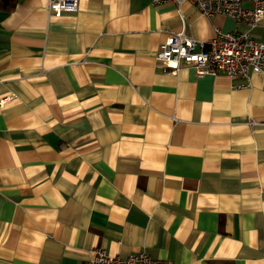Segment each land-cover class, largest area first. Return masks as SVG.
I'll return each instance as SVG.
<instances>
[{
    "label": "crops",
    "instance_id": "0c3cea01",
    "mask_svg": "<svg viewBox=\"0 0 264 264\" xmlns=\"http://www.w3.org/2000/svg\"><path fill=\"white\" fill-rule=\"evenodd\" d=\"M48 7L0 10V264H88L96 249L264 264V73L156 59L173 34L264 42V24L191 2Z\"/></svg>",
    "mask_w": 264,
    "mask_h": 264
},
{
    "label": "built area",
    "instance_id": "2783aa9c",
    "mask_svg": "<svg viewBox=\"0 0 264 264\" xmlns=\"http://www.w3.org/2000/svg\"><path fill=\"white\" fill-rule=\"evenodd\" d=\"M191 2L206 17L223 15L237 20L250 30L264 24V0H154L159 3ZM80 0H50L49 13L55 17L75 14ZM249 5V6H246ZM157 61L166 70L177 72L182 65L196 69L199 75L224 73L231 79L248 80L252 73H264V42L253 38L249 31L223 33L209 41L190 38L185 33L167 37L160 45ZM5 98L1 104H6ZM88 264H168L154 260L145 253L131 254L126 259L113 257L96 249Z\"/></svg>",
    "mask_w": 264,
    "mask_h": 264
},
{
    "label": "trees",
    "instance_id": "16d2710c",
    "mask_svg": "<svg viewBox=\"0 0 264 264\" xmlns=\"http://www.w3.org/2000/svg\"><path fill=\"white\" fill-rule=\"evenodd\" d=\"M17 0H0V10L10 12L16 6Z\"/></svg>",
    "mask_w": 264,
    "mask_h": 264
},
{
    "label": "rangeland",
    "instance_id": "374dc122",
    "mask_svg": "<svg viewBox=\"0 0 264 264\" xmlns=\"http://www.w3.org/2000/svg\"><path fill=\"white\" fill-rule=\"evenodd\" d=\"M49 6H50V0H49ZM48 9H49V7H48ZM249 30H250V29H249ZM252 30H253V29H252ZM239 32H241V31H239ZM230 33H235V32H230ZM249 33H250V31H249ZM164 42H165V41H164ZM164 42H163V43H164ZM163 43H162V44H163ZM182 66H183V65H182ZM182 66H181V67H182ZM186 66H188V65H186ZM189 67H191V66H189ZM91 259H92V258H91ZM91 259H90V260H91ZM90 260H89V261H90ZM161 262H163V263H168V264H172V262H171V261H168V260H163V261H161ZM88 263H89V262H88Z\"/></svg>",
    "mask_w": 264,
    "mask_h": 264
}]
</instances>
